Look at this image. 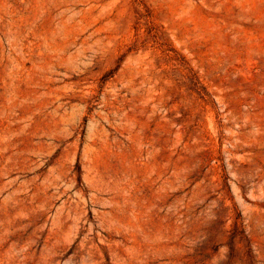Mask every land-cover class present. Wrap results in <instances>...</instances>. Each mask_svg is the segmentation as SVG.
<instances>
[{"label": "rangeland", "instance_id": "1", "mask_svg": "<svg viewBox=\"0 0 264 264\" xmlns=\"http://www.w3.org/2000/svg\"><path fill=\"white\" fill-rule=\"evenodd\" d=\"M0 264H264V0H0Z\"/></svg>", "mask_w": 264, "mask_h": 264}]
</instances>
